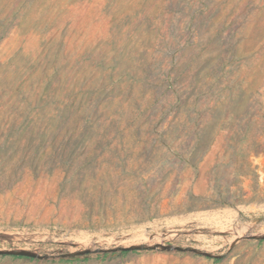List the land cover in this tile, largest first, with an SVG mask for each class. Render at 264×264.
<instances>
[{
    "label": "rangeland",
    "instance_id": "1",
    "mask_svg": "<svg viewBox=\"0 0 264 264\" xmlns=\"http://www.w3.org/2000/svg\"><path fill=\"white\" fill-rule=\"evenodd\" d=\"M0 264H264V0H0Z\"/></svg>",
    "mask_w": 264,
    "mask_h": 264
}]
</instances>
